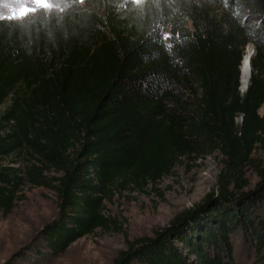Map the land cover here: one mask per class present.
<instances>
[{"label": "trees", "instance_id": "16d2710c", "mask_svg": "<svg viewBox=\"0 0 264 264\" xmlns=\"http://www.w3.org/2000/svg\"><path fill=\"white\" fill-rule=\"evenodd\" d=\"M7 102L0 212H13L23 185L54 190L60 213L40 234L48 256L109 228L104 204L118 187L158 183L181 158L217 152L218 191L116 264H239L237 236L264 261V157H254L264 156V0H69L62 12L0 20ZM22 153L23 169L1 167ZM249 167L259 182L246 191Z\"/></svg>", "mask_w": 264, "mask_h": 264}, {"label": "rangeland", "instance_id": "374dc122", "mask_svg": "<svg viewBox=\"0 0 264 264\" xmlns=\"http://www.w3.org/2000/svg\"><path fill=\"white\" fill-rule=\"evenodd\" d=\"M130 1L141 7L146 0L139 4L135 0ZM24 2L36 10L23 16L17 11L14 18L8 19L11 6L3 8V4L9 3V0H0V11L5 15L2 20L22 21L32 18L39 10L62 12L69 6L68 2L65 7V0H59L60 7L54 6L57 0H49L53 7L47 9L32 4L31 0ZM212 5L215 9L220 8L219 5ZM8 105L7 102L0 107V117ZM259 113L264 115V106ZM237 121L241 123V118ZM254 157L262 160L264 156L258 151ZM30 160L22 153L5 158L1 167L23 169ZM223 170V158L217 152L200 158L184 157L172 173L158 183H148L142 188L118 187L104 204V213L110 220L109 228L98 229L79 239L64 254L53 258L48 256L40 234L59 216L57 195L47 187L23 185L13 212L9 216L0 212V264H116L120 253L128 249L129 243L154 237L178 216L196 208L210 194L217 192L218 179ZM46 174L49 178L59 176L54 170ZM246 179L249 182L246 191L253 190L259 182L257 174L250 167L246 169ZM258 211L264 215V205ZM240 242V236H237L235 244L239 264H264L256 252L246 250Z\"/></svg>", "mask_w": 264, "mask_h": 264}, {"label": "snow or ice", "instance_id": "6c2138e0", "mask_svg": "<svg viewBox=\"0 0 264 264\" xmlns=\"http://www.w3.org/2000/svg\"><path fill=\"white\" fill-rule=\"evenodd\" d=\"M68 2L69 0H65V7L68 6ZM70 2L71 3H83L84 0H70ZM135 2L139 4L142 2V0H135ZM31 3L34 5H39L40 7L45 8V9L53 7V5L49 3V0H31ZM12 5H15V6H12ZM10 6H11V15L8 16V19L14 18L15 13L17 11H19L21 16H23L26 13L34 12L36 10L35 8L26 6V3L24 2V0H9V3L3 4V8H10ZM54 6L60 7L59 0H57V3ZM4 18H5L4 13L0 11V20Z\"/></svg>", "mask_w": 264, "mask_h": 264}, {"label": "bare ground", "instance_id": "6f19581e", "mask_svg": "<svg viewBox=\"0 0 264 264\" xmlns=\"http://www.w3.org/2000/svg\"><path fill=\"white\" fill-rule=\"evenodd\" d=\"M247 52L245 54L244 63L242 64V72H241V90L245 92L247 87L250 86L251 75H252V67L250 66V60L252 57V46L247 47Z\"/></svg>", "mask_w": 264, "mask_h": 264}, {"label": "water", "instance_id": "95a60500", "mask_svg": "<svg viewBox=\"0 0 264 264\" xmlns=\"http://www.w3.org/2000/svg\"><path fill=\"white\" fill-rule=\"evenodd\" d=\"M251 46H252V57L251 58H253L254 57V55H255V52H256V50H255V46L254 45H252V44H250ZM249 46V45H248ZM247 46V47H248ZM247 47H246V49H247ZM246 52V51H245ZM244 59H245V55H244V58H243V61H242V64L244 63ZM250 66L252 67V59L250 60ZM241 72H242V69H241ZM241 82V81H240ZM247 90H248V87H247ZM246 90V91H247ZM241 92L243 93V91L241 90Z\"/></svg>", "mask_w": 264, "mask_h": 264}]
</instances>
